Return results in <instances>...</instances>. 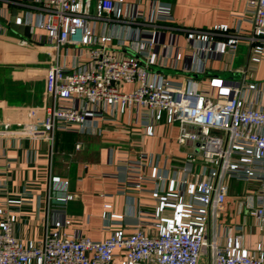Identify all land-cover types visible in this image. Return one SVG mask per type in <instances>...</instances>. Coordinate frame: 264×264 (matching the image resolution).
Segmentation results:
<instances>
[{
  "label": "built area",
  "instance_id": "2783aa9c",
  "mask_svg": "<svg viewBox=\"0 0 264 264\" xmlns=\"http://www.w3.org/2000/svg\"><path fill=\"white\" fill-rule=\"evenodd\" d=\"M37 1L44 16L39 24L29 21L30 38L46 55L50 101L40 119L17 128L5 122L0 134L45 141L52 157L59 132L90 135L104 121L131 115L146 136H154L163 121L177 123V143L192 149L182 162L152 154L122 160V192L147 193L152 207L132 210L130 220L105 211L103 217L119 228L100 241L66 231L72 221L64 207L74 195L68 180L50 172L41 239L23 243L15 235L14 207L21 200L0 204V264H264V238L249 248L244 234L226 229L221 235L219 224L230 182H243L251 188L240 206L264 236V83L250 81L264 61V0H246L250 34L242 33L239 19L234 36L224 37L228 25L187 31L186 52L175 35L163 43L173 51L166 58L175 67L185 62L198 75L206 73L208 59L222 61L246 43L241 78L210 77L205 87L170 84L157 75L149 83L156 34L128 26L119 36V23L147 20L137 8H124L125 0ZM161 5L153 20L173 21L170 5ZM16 23L23 24L22 18ZM5 30L0 25V36Z\"/></svg>",
  "mask_w": 264,
  "mask_h": 264
},
{
  "label": "crops",
  "instance_id": "0c3cea01",
  "mask_svg": "<svg viewBox=\"0 0 264 264\" xmlns=\"http://www.w3.org/2000/svg\"><path fill=\"white\" fill-rule=\"evenodd\" d=\"M160 3L163 8L170 5L173 21L156 23L153 20L154 9ZM123 6L137 8L147 20L141 24L119 23L121 27L116 30L119 36L128 26L156 34V56L155 63L149 65V83L156 75L170 84L188 86L193 82L200 87L207 86L210 77L241 78L240 70L246 64L248 54L246 43L239 46L235 55H229L222 61L208 59L203 75L188 70L185 62L175 67L171 57L166 58L169 54L172 56L173 51L165 48L163 43L175 35L178 45L186 52L189 50L187 31H208L216 25H228L230 31L224 37L234 36L239 19L242 33L250 34L252 24L246 19V0H125ZM0 16L3 19L0 25L6 29L0 36L1 130L5 122H12L13 128H17L22 122L40 119L50 97L46 92L48 64L43 46L34 42L32 37L26 38L14 32L9 24L13 16L16 20L22 18L21 25L30 26L29 21L39 24L44 16L40 4L37 0H0ZM99 25L103 27L102 23ZM41 33L39 30L38 34ZM250 81L260 85L264 83V61L256 66ZM132 88V85L126 87L128 90ZM177 134V123L163 121L157 126L154 136H146L134 117L125 115L102 122L94 134L59 132L52 157L45 141L0 134V204L9 199L21 200L14 207L18 213L15 235L23 243L41 239L51 172L61 180H68L69 192L74 195V199L64 207L72 221L66 231L83 233L96 241L105 239L119 228L103 217L105 211L107 214L124 215L130 220L132 210L152 207L149 194L122 192L120 162L136 159L141 154H152L172 162L185 161L192 147L189 144L180 146L176 141ZM78 143L80 148L76 149ZM248 186L243 182H230L225 210L219 219L220 234L223 235L226 229H230L232 235L242 233L247 246L255 248L264 236L248 210L240 206L239 200ZM106 205L112 207L106 209ZM56 216L53 213L52 217ZM241 225L242 231L236 229Z\"/></svg>",
  "mask_w": 264,
  "mask_h": 264
},
{
  "label": "water",
  "instance_id": "95a60500",
  "mask_svg": "<svg viewBox=\"0 0 264 264\" xmlns=\"http://www.w3.org/2000/svg\"><path fill=\"white\" fill-rule=\"evenodd\" d=\"M0 20L3 21V19H2L1 16H0ZM9 24H10V28L14 32H16V33H18V34H20V35H22V36H24L26 38L30 37V26H27V25H18L16 23V19H15L14 16L11 18Z\"/></svg>",
  "mask_w": 264,
  "mask_h": 264
},
{
  "label": "rangeland",
  "instance_id": "374dc122",
  "mask_svg": "<svg viewBox=\"0 0 264 264\" xmlns=\"http://www.w3.org/2000/svg\"><path fill=\"white\" fill-rule=\"evenodd\" d=\"M240 45H244V44L241 43ZM240 45H239V46H240ZM244 186H245V185H244ZM245 188H246V189H245L246 191H247V190H250V189H249V188H250L249 186H248V187H245Z\"/></svg>",
  "mask_w": 264,
  "mask_h": 264
}]
</instances>
